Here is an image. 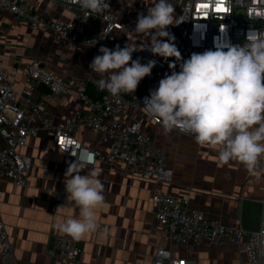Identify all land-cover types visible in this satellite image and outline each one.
Listing matches in <instances>:
<instances>
[{"label": "crops", "instance_id": "1", "mask_svg": "<svg viewBox=\"0 0 264 264\" xmlns=\"http://www.w3.org/2000/svg\"><path fill=\"white\" fill-rule=\"evenodd\" d=\"M29 2L44 16L69 20L74 13V9L52 0ZM133 5V0H112L109 9L118 14L128 30L143 40H150L134 32L137 17ZM172 5L175 17L178 9ZM162 39L166 41L167 37ZM116 46L111 44L107 48L114 50ZM100 54L94 48L73 45L50 30L32 29L10 12L0 11V70L14 73L15 87L24 96L38 97L47 92L43 85L31 95L25 92L27 64L39 61L60 76L97 84L101 77L89 65ZM149 78L146 76L139 83L135 93L127 94H141ZM79 105L75 88L47 98V108L56 120L72 114ZM128 117L142 120L146 133L166 150L167 163L174 170L173 181L159 184L133 176L121 159L86 165L81 174L98 173L104 186L105 206L97 212L100 230L75 240L80 245L82 262L155 264L158 248L166 247L173 256L193 257L198 264H243L246 257L235 244H173L153 218L152 194L156 189L169 191L189 199L193 207L209 212L224 224L258 230L264 204V160L260 162L258 176L253 177L239 161L220 162L214 149L197 144L193 136L176 129L166 133L161 123L152 120L144 110L132 107ZM76 135L91 147L106 149L88 128H82ZM19 150L32 158L30 186L0 181V215L16 263L58 264L65 257V251L57 248V241L72 238L59 232L56 224L79 216V209L67 203L65 191V172L75 161L58 151L53 135L45 131L29 136L27 144ZM53 205H56L55 211H52Z\"/></svg>", "mask_w": 264, "mask_h": 264}, {"label": "built area", "instance_id": "2", "mask_svg": "<svg viewBox=\"0 0 264 264\" xmlns=\"http://www.w3.org/2000/svg\"><path fill=\"white\" fill-rule=\"evenodd\" d=\"M52 1L74 9L72 18L63 20L44 16L32 8L29 0H0V11L10 12L32 29L50 30L76 46L99 50L111 44L120 47L128 42L135 44L133 58L139 59L142 64L155 60L156 66L141 94L132 96L121 92L118 97H113L109 93L99 99L88 94L85 81L60 76L39 61L27 64L25 87V92L31 95L39 86H45L47 92L38 97L24 96L15 87L14 73L0 70V181L30 186L32 158L19 148L27 144L29 136L45 131L53 135L56 149L74 161L82 151L88 153L87 165L90 166L100 161L113 163L121 159L133 176L159 184H171L174 170L167 163L166 150L146 133L142 120L128 117L131 108L144 110L152 120L160 123L142 108L144 98L158 88L159 81L166 74L179 72L180 63L193 53L216 50L217 45L228 41L243 45L250 30L264 31V0H168L177 7L178 12L173 25L166 30L174 37L171 42L180 51L181 61H176L174 57L165 60L154 56L146 50L150 40H143L128 30L126 23L109 8L100 13H91L82 9L76 0ZM133 1L137 18L140 14L147 15L154 6L149 0ZM105 2L110 6L112 0ZM225 27L226 34L221 33L220 28ZM170 63L176 64L175 69L169 67ZM71 88L76 89L80 105L72 114L56 120L47 108V98L66 94ZM82 128L94 131L106 149L82 142L76 135ZM152 204L154 220L173 244H235L246 257L243 264H264V204L258 230L224 224L209 212L193 207L189 199L169 191L154 190ZM55 209L56 205H53L52 211ZM57 248L65 251V257L58 264H93L82 262L80 245L73 239L61 238L57 241ZM0 259L5 264H17L1 215ZM154 262L198 264L193 257L173 256L166 247L158 248Z\"/></svg>", "mask_w": 264, "mask_h": 264}, {"label": "clouds", "instance_id": "3", "mask_svg": "<svg viewBox=\"0 0 264 264\" xmlns=\"http://www.w3.org/2000/svg\"><path fill=\"white\" fill-rule=\"evenodd\" d=\"M76 2L91 13L109 8L105 0ZM174 13L168 0H158L147 15L138 16L134 32L151 38L146 50L154 56L181 61L180 51L171 42L174 37L166 30L174 23ZM220 30L226 34V27ZM135 49L129 42L114 50L99 49L101 54L89 67L101 77L97 81L101 90L113 97L132 94L151 74L156 61L133 60ZM169 67L175 69L176 64ZM142 108L166 133L179 129L197 144L214 149L220 162L239 161L251 176H258L264 160V31L250 30L243 45L228 41L216 50L193 53L180 63L179 72L172 71L159 81ZM87 163L88 153L82 151L65 172L67 203L79 209V216L57 223L56 229L73 240L100 230L97 212L105 206L98 173L81 174Z\"/></svg>", "mask_w": 264, "mask_h": 264}, {"label": "trees", "instance_id": "4", "mask_svg": "<svg viewBox=\"0 0 264 264\" xmlns=\"http://www.w3.org/2000/svg\"><path fill=\"white\" fill-rule=\"evenodd\" d=\"M87 92L95 99L103 98L108 93L107 90H101L97 84L93 83H87Z\"/></svg>", "mask_w": 264, "mask_h": 264}, {"label": "rangeland", "instance_id": "5", "mask_svg": "<svg viewBox=\"0 0 264 264\" xmlns=\"http://www.w3.org/2000/svg\"><path fill=\"white\" fill-rule=\"evenodd\" d=\"M0 264H5V263L0 259Z\"/></svg>", "mask_w": 264, "mask_h": 264}]
</instances>
